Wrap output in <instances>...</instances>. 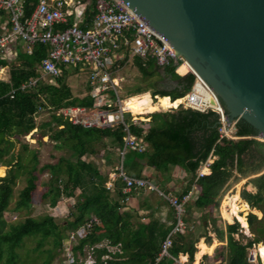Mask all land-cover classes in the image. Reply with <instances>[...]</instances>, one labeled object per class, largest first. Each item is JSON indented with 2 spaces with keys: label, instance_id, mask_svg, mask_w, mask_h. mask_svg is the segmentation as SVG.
Here are the masks:
<instances>
[{
  "label": "trees",
  "instance_id": "1",
  "mask_svg": "<svg viewBox=\"0 0 264 264\" xmlns=\"http://www.w3.org/2000/svg\"><path fill=\"white\" fill-rule=\"evenodd\" d=\"M22 1L24 15L28 17L37 0ZM93 5V0H90L84 10L83 22L78 25L80 29L89 27L94 15ZM1 16L6 17L0 12ZM71 24L72 21L69 20L64 27ZM46 54L47 48L41 45L34 46L31 55H26L18 47L17 63L9 67L8 82H0V166L8 168L4 177L0 178V263L14 264L15 249L28 236L53 237V246L62 251L64 233L75 232L88 224L90 228L86 236L77 239L76 245L71 249L70 264L76 263V254L84 255L82 249L85 246L91 248L93 264H179V256H186L185 264H192L199 241L202 240L206 246L211 244L208 227L220 244L211 256L216 264H252L248 262L249 250L259 243L264 245V142L255 140L256 132L243 121H237L236 136L242 139L219 140L217 116L214 113H199L182 106L168 112L152 113L145 129L144 125L147 123L140 121L129 126L130 133L145 146L146 151L142 154H125L122 167L127 176L140 178L142 167H146L156 172L159 182L164 183L171 167L184 172L188 178L177 198L190 192L193 185L199 189L197 196L183 206L181 220L185 229L171 236L168 256L160 257L162 243L176 222L173 208L166 201L153 208L145 200L142 203L145 205L143 209H152L153 213L147 217L146 223L134 222L124 205L125 199L133 191L123 194L124 184L119 179L113 181L111 188L107 189V175L101 173L94 162L83 159L85 156L94 157L98 149H102L104 158L118 164L122 128L85 129L71 125L53 114L57 109L69 106H92V99L88 95L74 96L66 83L67 78L76 71L63 70L60 77L40 80L34 88L16 91L12 98L9 97L11 89L30 78L38 77V66ZM0 65L4 66L5 63L0 62ZM132 66L144 82L156 78L158 81L168 82L169 86L159 88L156 82H148L144 87L136 85L131 90L132 94L124 99L150 92L151 97H168L173 102L182 99L190 91L194 81L192 74L181 72L179 67L177 72L180 75L176 74V64L172 62L161 68L152 59L134 57ZM47 108L53 110L49 120L37 127L34 118L40 110ZM34 129L38 132V140L47 137L54 149L66 151L67 155L60 156L54 163L45 164L39 169L35 151H29L26 158L18 154L7 159L13 146L9 139L24 137ZM105 139H110L108 145L104 143ZM22 149L27 151L26 144L22 145ZM210 156L215 159L209 165V174L197 178L198 169ZM42 173L49 176L46 190L41 194V199L48 200L49 208H54L61 198L74 199L73 210L69 211L68 219L59 224L54 218L43 216L7 225L4 214L29 206L38 174ZM233 173L236 176L233 177ZM21 174L25 178V186L19 192L14 207L9 209L12 187ZM230 179L233 184L247 179V183L255 188V193L244 190L239 193L240 199L250 209H255L262 215L260 219L250 213L246 215L251 237L238 233L239 225L236 221L232 222L227 218L222 220L220 216V202L230 189ZM111 193H114L115 198L111 197ZM161 207L166 210L164 215L155 217L154 214L159 213ZM191 210L200 213L195 225L188 217ZM219 221L221 225L218 224ZM194 228L198 229L196 234ZM234 234H237V239L233 237ZM202 259L206 260L208 257L203 255ZM260 259L263 263L264 253Z\"/></svg>",
  "mask_w": 264,
  "mask_h": 264
},
{
  "label": "built area",
  "instance_id": "2",
  "mask_svg": "<svg viewBox=\"0 0 264 264\" xmlns=\"http://www.w3.org/2000/svg\"><path fill=\"white\" fill-rule=\"evenodd\" d=\"M89 1L37 0L31 14L25 17L22 0H0V12L6 16V23L0 30V62L5 63L4 66L0 65V82L9 80L4 79L6 64L9 59L14 58L10 55V51L18 42L23 44L26 55H31L36 45L46 47L47 54L38 66V77L30 78L17 88L11 89L8 93L10 98L16 91L23 92L34 88L40 80L60 77L63 70L72 69L77 73L86 74L85 94L92 99V106L88 108L69 106L57 109L53 114L62 117L71 125H78L85 129L122 128L119 162L114 172L109 175V181L105 184L106 188H111L112 182L119 179L124 184L123 194L146 189L156 193L173 208L176 222L164 239L159 253L160 257H167V250L171 246V236L185 229L181 220L184 213L183 206L191 201L193 193L190 191L181 198H177L161 192L146 179L132 178L124 173L122 161L125 154L128 152L142 154L146 148L129 131V126L136 125L137 121L131 117H125L128 111L121 105L123 98L118 94L119 78L116 75L119 69L132 61L134 57L142 60L152 59L154 64L161 68L172 62L176 64L174 69L176 74H178L177 67L185 62L175 55L168 43L118 0H93L94 15L90 25L86 29H80L78 25L83 22L84 10ZM69 20L72 24L64 27ZM187 73L194 76V81L190 91L182 98L178 106L199 113H214L217 116L219 140L242 139L236 136V122L230 124L226 122L224 110L207 85L194 72L187 71L185 74ZM212 161L213 156H210L200 166L196 173L197 178L209 174V165ZM234 220L236 219L233 217L232 221ZM89 228L87 224L67 234L62 251L68 255L66 258L70 260L69 263L72 261V247L76 245L77 239L86 236ZM87 251L92 253L91 248L85 246L82 252ZM257 257H260L259 251L258 253L249 252L248 262L255 264Z\"/></svg>",
  "mask_w": 264,
  "mask_h": 264
},
{
  "label": "water",
  "instance_id": "3",
  "mask_svg": "<svg viewBox=\"0 0 264 264\" xmlns=\"http://www.w3.org/2000/svg\"><path fill=\"white\" fill-rule=\"evenodd\" d=\"M118 1L207 85L228 124L264 141V0Z\"/></svg>",
  "mask_w": 264,
  "mask_h": 264
},
{
  "label": "rangeland",
  "instance_id": "4",
  "mask_svg": "<svg viewBox=\"0 0 264 264\" xmlns=\"http://www.w3.org/2000/svg\"><path fill=\"white\" fill-rule=\"evenodd\" d=\"M8 64H6L7 69H5L6 74L8 73L9 67L11 65L16 64L17 62L15 60L9 59ZM177 71V69H176ZM180 71L183 73L187 72L188 70L184 67L180 68ZM178 73V72H177ZM179 74V73H178ZM117 78L118 80V94L121 96V98H125L130 96L131 90L133 87L136 85L140 87H144L148 82H156L157 86L159 88L161 87H168L169 83L165 81H158L156 78H152L150 80H147L144 82L143 79L140 78V75L136 68L132 66V61L128 62L125 64L121 69H119L117 73ZM46 80V79H45ZM66 83L68 87L71 89L72 93L74 96H78L79 94H85V85H86V74H80V73H72L66 80ZM150 95V92H148ZM152 100L156 101V98L151 97ZM154 98V99H153ZM152 101V102H154ZM176 109V108H175ZM132 109L129 107V111L132 117H135L138 119L140 122H145L148 121L150 118L149 116L152 114H145V115H139L135 116L132 111ZM172 109H167V110H158L153 113H159V112H168L171 111ZM52 108H47L46 110H40L39 114L36 115L34 118L35 125L38 127L41 123H44L49 120L50 114L52 113ZM147 116V117H146ZM146 123V122H145ZM144 127H147L144 125ZM255 140L264 142L261 137H255ZM10 142H13V146L10 148L8 154H7V159H9L11 156L15 157L18 154H21L23 158H26L28 156L29 151H35L37 154V161L38 165L37 168L39 169L45 164L49 163H54L56 159L60 156H66L67 152L66 151H58L54 149L53 143L49 141L47 137H43L42 139L38 140V132H36V129H34L32 132H30L28 135L24 137H14L9 139ZM105 144L110 143V139H105L104 140ZM26 144L27 151H23L22 145ZM111 149V148H110ZM85 161H92L94 164L97 166L98 170L107 175L108 181H109V174L111 175L114 172V168L116 167V162L114 161H109L106 158H104V154L102 149H98L96 155L94 157L90 156H85L83 158ZM15 162V161H14ZM7 167L5 166H0V170L2 173L1 177H4L7 171ZM3 170V171H2ZM37 174V173H36ZM155 176V179L153 178ZM154 176L149 177L148 179L150 180L151 183H153L161 192L169 191L168 189H165L166 187L164 185H160L161 182H159V178L157 177V174H154ZM236 176L235 173H233V177ZM0 177V178H1ZM24 176L21 174L18 176V178L15 180V184L13 185V193L12 197L10 199L9 203V209H12L15 205V202L18 199V194L23 189L25 186V181H24ZM49 176L46 173L38 174V179L36 181V189L32 194V199L29 204V206L25 209H21L17 212L13 211H7L4 214V220L6 221L7 225L14 224L17 222H22L26 218H35L38 219L43 216H50L55 219V221L59 224H62L63 221L68 219V213L69 211L73 210V205H74V199H63L61 198L56 206L54 208H49L47 205V199H41V194L46 190V182L48 181ZM233 179V178H232ZM232 179L228 182V185H230V189L225 192L223 195L221 202H220V214L221 218H227L232 220L234 216L229 215L230 214V208L231 204L233 201V198L236 194V192L239 193L244 190L249 193H255V188L253 187L252 184L247 183L246 180H241L236 184L232 183ZM107 181V182H108ZM182 190V189H181ZM180 191H173L176 192L173 195H178ZM111 197L115 198L114 193H111ZM177 197V196H176ZM134 198L137 200L138 205L141 204L145 200L152 201L151 203H155V201H158V198H160L156 193L150 192L146 189L136 191L134 190L131 194V197L129 196L128 199ZM162 200L161 202H163ZM165 202V201H164ZM134 203V204H133ZM135 202L132 201H125V207L128 209L130 214L133 217L134 222H145V219L143 217H147V212H141L132 208V205H135ZM221 207H224L225 209H222ZM166 210H162L161 212L165 213ZM162 213L161 215H163ZM252 213V210L249 208V210L246 212ZM253 214V213H252ZM158 216L160 214H157ZM200 213L191 210L189 219L190 222L193 223L194 225L197 223L199 219ZM157 217V216H156ZM246 217V215H245ZM236 222L239 225L238 228V233H241L242 235L246 236L245 232L246 230H243L244 228L241 227L242 224L239 223L237 217H234ZM225 222V221H224ZM227 223V222H225ZM218 224H222L221 221H219ZM229 224V223H227ZM7 230V229H6ZM193 231L195 234L198 232V229L194 228ZM208 235L210 237H213V234L210 233V227L207 228ZM241 231V232H239ZM68 232L64 233V239L63 243L66 242V237H67ZM235 235V234H234ZM215 239V238H214ZM237 239V238H235ZM53 237H45L41 238L39 235H34V236H28L24 237L20 246L15 249V263L14 264H70V260H67L66 256H68L65 252L59 251V248H55L52 244ZM202 241V240H200ZM63 249V248H61ZM197 253H199L200 248L199 245H196ZM215 250V249H214ZM212 250V251H214ZM249 250V252H251ZM248 252V253H249ZM197 253H195L193 260L196 259ZM212 253V252H211ZM83 256H80L76 254V263L75 264H93L94 262V257L92 253L85 252L83 253ZM225 254V253H224ZM70 255V254H69ZM205 256L207 254H204ZM203 256V255H202ZM202 264H211V257L208 259H201ZM177 262L181 263H186L182 262L179 258ZM2 264V263H0Z\"/></svg>",
  "mask_w": 264,
  "mask_h": 264
},
{
  "label": "crops",
  "instance_id": "5",
  "mask_svg": "<svg viewBox=\"0 0 264 264\" xmlns=\"http://www.w3.org/2000/svg\"><path fill=\"white\" fill-rule=\"evenodd\" d=\"M6 23V17H0V30L2 29V27H3V25ZM18 47H20L22 50H23V44L22 43H20V42H18L14 47H12L11 48V51H10V55H13L14 56V58L12 59V60H17V49H18ZM24 51V50H23ZM181 68V66H179V69ZM182 72V71H181ZM184 75V74H183ZM4 79H9V74H6V76L4 75ZM151 97V96H150ZM149 121V120H148ZM148 121H145L147 124H145V126H147L148 127ZM146 127H144V129H145ZM215 159V157H213V160ZM154 174H156V172H154L153 170H151V169H149V168H146V167H142V169H141V176H140V178H143V179H146L147 181H150L148 178L149 177H151V176H154ZM110 175V174H109ZM154 179H155V176L153 177ZM167 180L164 182V183H160V185L162 184V185H164L166 188L165 189H168L169 191H165V192H163V193H167V194H170V195H172V196H177V195H173V194H175L176 192H173V191H180L181 189H183L184 187H185V185H186V183H187V181H188V178L186 177V175L184 174V172H182V171H180V170H176L175 168H169L168 169V174H167ZM173 190V191H172ZM138 191H140V190H138ZM191 192L193 193L192 195H193V197H195V196H197V194L199 193V189H198V187L197 186H195V185H193L192 186V189H191ZM239 196V195H238ZM131 197V196H130ZM132 201V202H135L136 204L135 205H132L131 207L132 208H134V209H136V210H138V211H140V213L141 212H147V214H152L153 212H152V209H143L144 208V204H139L138 205V203H137V200L136 199H134V198H130V199H127V201ZM162 201V199L161 198H158V201H155V203H151L152 201H149L148 200V204L147 205H149L150 207L152 206L153 208H156L157 207V205L158 204H160V203H164V201L163 202H161ZM235 203V198H233V201H232V204H231V208H230V214L229 215H231V216H234L235 217V215L232 213V206H233V204ZM245 203V202H244ZM134 204V203H133ZM246 204V203H245ZM142 205V206H141ZM247 205V204H246ZM247 207H248V205H247ZM161 210L159 211V213H155L154 215H155V217L156 216H158L157 214H160V216L162 217L163 215H161L162 213H164V212H161L162 210H163V208L161 207L160 208ZM248 209H249V207H248ZM128 210V209H127ZM252 210V213H253V215H255L256 216V218L257 219H260L261 218V213L260 212H258V211H256L255 209H251ZM252 213H250V214H252ZM246 215H247V213H246ZM149 215H147V217H148ZM220 216H221V214H220ZM147 217L145 216V217H143L144 219H145V222H143V223H146L147 222ZM223 220V219H222ZM245 221H246V219H245ZM233 222V221H232ZM240 223V222H239ZM241 224V223H240ZM241 227L242 228H244L243 230H246L245 232H247V233H245V235H246V237H251V235H250V233H249V231H248V228H247V224L245 225V226H243V225H241ZM239 232H241V231H239ZM233 237L234 238H237V234H235V235H233ZM203 244V247L204 248H206L205 249V251L199 256V258H197L196 257V259L193 261V263L192 264H202V261H201V259H202V255H204L205 253H208L206 256L207 257H211L212 256V254H213V251L212 250H214V249H216V248H218L219 246H220V244L219 243H217V241L213 238V237H211V244H210V246H206L204 243H203V241H199V243H198V245H200V244ZM251 250V249H250ZM252 251L253 252H255V253H258V251H259V255H260V257H261V255L264 253V245H262L261 243H259V244H257V245H254L253 247H252ZM212 252V253H211ZM260 257H257V261H256V263L255 264H257V262L258 263H260V264H264V262L262 263L261 262V259H260ZM179 259H180V256L178 257ZM185 261H186V256H185ZM184 261V262H185ZM179 264H185V263H181V262H178ZM217 262H215V261H211V264H216Z\"/></svg>",
  "mask_w": 264,
  "mask_h": 264
},
{
  "label": "bare ground",
  "instance_id": "6",
  "mask_svg": "<svg viewBox=\"0 0 264 264\" xmlns=\"http://www.w3.org/2000/svg\"><path fill=\"white\" fill-rule=\"evenodd\" d=\"M179 66L186 68L188 71H192L187 63H182ZM210 99H212V98H210ZM181 102H182V99H177V100L171 102L168 97H156V101L152 102V99H151L149 93L145 92V93L140 94V95H136V96H132V97H129L126 99H122L121 105H122V107H124V109L126 111H128V113H130V111H129V107H130L132 109L131 110L132 113L135 116H139V115L151 114V113L158 111V110H164L165 111L167 109H175L178 107L179 104H181ZM130 117H131V119L138 121V119L135 117H132L131 114H130ZM1 176H2V173L0 170V177ZM234 198H235V203L232 206V213L237 217L238 221L243 226H245L246 225L245 215L249 209H248L247 205L238 196V192H236ZM199 248H200V251H199V253H197V256H196L197 258H199V256L206 249L203 247L202 243L199 245ZM180 260L182 262H184L185 256H180Z\"/></svg>",
  "mask_w": 264,
  "mask_h": 264
},
{
  "label": "clouds",
  "instance_id": "7",
  "mask_svg": "<svg viewBox=\"0 0 264 264\" xmlns=\"http://www.w3.org/2000/svg\"><path fill=\"white\" fill-rule=\"evenodd\" d=\"M235 221V220H234Z\"/></svg>",
  "mask_w": 264,
  "mask_h": 264
}]
</instances>
